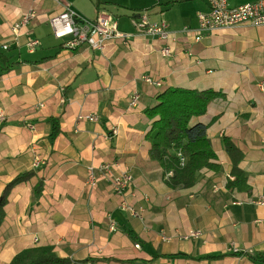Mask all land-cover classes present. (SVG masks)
<instances>
[{
  "label": "crops",
  "instance_id": "0c3cea01",
  "mask_svg": "<svg viewBox=\"0 0 264 264\" xmlns=\"http://www.w3.org/2000/svg\"><path fill=\"white\" fill-rule=\"evenodd\" d=\"M65 5L88 19L109 15L126 34H136L134 20L142 13L165 20L177 33L172 54H163L165 41L147 34L117 38L104 50L68 48L50 24ZM29 10L37 15L16 36L13 25ZM207 10L206 0H0V55L7 58L0 60V195L17 175L35 171L9 195L0 264L48 245L78 264H264V204L257 203L264 200V26L205 34L199 42L181 33ZM34 39L39 44L31 50ZM145 76L161 85L148 84ZM170 87L224 94L192 121L207 126L220 170L202 169L190 188L169 187L149 155L147 134L158 117L149 118L146 109ZM136 91L141 99L134 107ZM79 113L99 120L77 121ZM52 118L60 125L55 139ZM225 137L244 154L240 167L249 191L227 187L233 161ZM34 153L44 160L38 168ZM106 163L113 164L109 173L101 170ZM124 171L134 178L125 198L142 208V219L121 209L122 197L113 190L112 177ZM39 181L44 187L37 197ZM191 229L201 235L183 238Z\"/></svg>",
  "mask_w": 264,
  "mask_h": 264
},
{
  "label": "trees",
  "instance_id": "16d2710c",
  "mask_svg": "<svg viewBox=\"0 0 264 264\" xmlns=\"http://www.w3.org/2000/svg\"><path fill=\"white\" fill-rule=\"evenodd\" d=\"M181 1V0H177ZM0 60H7L0 55ZM12 65L5 68L8 71ZM224 94L213 89L196 90L180 87H170L158 96L157 104L146 109V114L154 121L147 134L151 143L150 158L157 161L164 169L166 183L169 187L190 188L197 182L199 172L204 168L215 171L220 170L216 162L217 154L214 145L207 135V126L203 123H193L195 117L205 114L209 105ZM53 129L51 136L55 139L60 133L58 119L52 118ZM225 148L230 155L233 166V178L227 182L229 189H251L248 178L240 167L244 154L239 147L228 137H225ZM181 153V155H179ZM181 157L185 158L181 164ZM169 173L171 175L167 176ZM35 171L22 172L12 179L0 195V227L5 219V206L8 203L12 189L23 182L29 181ZM44 183L39 181L35 187L38 197L43 191ZM133 236L132 232H128ZM221 255H208L202 258H222ZM254 261L259 260V255H249ZM9 264H78L69 257L59 256L53 246H36L18 252Z\"/></svg>",
  "mask_w": 264,
  "mask_h": 264
},
{
  "label": "built area",
  "instance_id": "2783aa9c",
  "mask_svg": "<svg viewBox=\"0 0 264 264\" xmlns=\"http://www.w3.org/2000/svg\"><path fill=\"white\" fill-rule=\"evenodd\" d=\"M208 5L207 11H200L197 14L198 25L196 27H185L181 33L189 35L194 38L196 42L202 40L205 34H214L223 30L236 29L242 25L251 27L264 26V0L256 2L245 3L238 6H230L227 0H206ZM66 9L63 13L54 16L50 20L53 34L58 39H66L65 44L68 48L78 49L82 46H88L97 50H104L106 46L113 40L119 38L127 40L129 37L137 34H147L158 37L166 42L163 48V54H172V45L177 40V33L170 29L169 23L165 20L152 21L147 13L140 14L138 19L134 20L136 27V34H126L118 31V24L114 19L106 14H100L94 19L81 17L69 5H65ZM37 13L35 10L24 12L18 22L13 25V31L16 36L20 30L29 24ZM39 44V40L34 39L29 43L31 50ZM7 47V46H5ZM144 80L150 85L160 86L161 82L154 80L149 76H145ZM264 83V69H263V85ZM141 99V94L136 91L131 97V106L136 107ZM5 116L0 115V120ZM93 121L99 120L98 116L93 113H79L77 121ZM34 129V126H30ZM112 133L118 134V128L113 127ZM264 147V140H263ZM181 155V153H179ZM185 158L181 157V164H184ZM44 164V160L38 153H34V167L38 168ZM113 164L106 163L101 167L102 172L109 173ZM171 175L169 173L167 176ZM96 171L91 167L89 172L88 184L94 187L96 184ZM133 175L127 171L121 172L112 177V186L116 194L122 197L120 206L124 211L130 212L133 216L142 219V208H135L126 198L125 194L133 187ZM257 203L264 204V200ZM111 230H117L115 222L111 223ZM201 231L198 229H191L186 235L185 239L198 238ZM171 239L170 237H166Z\"/></svg>",
  "mask_w": 264,
  "mask_h": 264
},
{
  "label": "rangeland",
  "instance_id": "374dc122",
  "mask_svg": "<svg viewBox=\"0 0 264 264\" xmlns=\"http://www.w3.org/2000/svg\"><path fill=\"white\" fill-rule=\"evenodd\" d=\"M121 16H123V15H119V17H114V18H117V19H118V18H121ZM65 40H66V39H63V40H61V41L64 42ZM13 52H14V50L6 51V53L9 54V55H13ZM91 188H93V186H92ZM161 235H162V236H165L166 234H165V235H164V234H161Z\"/></svg>",
  "mask_w": 264,
  "mask_h": 264
}]
</instances>
